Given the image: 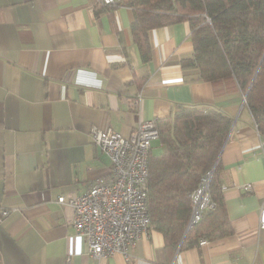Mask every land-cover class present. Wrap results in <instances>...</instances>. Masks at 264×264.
I'll list each match as a JSON object with an SVG mask.
<instances>
[{
  "label": "crops",
  "instance_id": "obj_1",
  "mask_svg": "<svg viewBox=\"0 0 264 264\" xmlns=\"http://www.w3.org/2000/svg\"><path fill=\"white\" fill-rule=\"evenodd\" d=\"M130 1L0 0V208L21 210L0 225V264H264V138L243 92H216L184 67L195 53L189 21L150 29L144 59ZM140 94L133 108L130 98ZM179 105L233 118L218 159L231 232L195 234V244L172 250L153 226L128 258L96 259L87 246L69 256L74 210L58 198L86 193L113 166L93 142V127L129 136L142 119L160 126ZM163 150L155 139L153 152Z\"/></svg>",
  "mask_w": 264,
  "mask_h": 264
},
{
  "label": "trees",
  "instance_id": "obj_2",
  "mask_svg": "<svg viewBox=\"0 0 264 264\" xmlns=\"http://www.w3.org/2000/svg\"><path fill=\"white\" fill-rule=\"evenodd\" d=\"M135 41L144 59L151 58L148 32L154 27L189 21L194 56L184 67L199 71L216 92L237 88L247 96L257 129L264 138V0H131ZM233 125L227 113L206 105H179L160 124L164 150L149 158L150 212L153 226L172 250L231 232L219 173L220 153ZM214 169L210 190L216 203L187 231L191 192ZM198 235H195L198 236Z\"/></svg>",
  "mask_w": 264,
  "mask_h": 264
},
{
  "label": "built area",
  "instance_id": "obj_3",
  "mask_svg": "<svg viewBox=\"0 0 264 264\" xmlns=\"http://www.w3.org/2000/svg\"><path fill=\"white\" fill-rule=\"evenodd\" d=\"M117 2L98 0V4L104 6H116ZM246 98L244 94L245 103ZM141 99V94L130 98L133 108ZM91 136L93 142L110 157L113 166L109 176L98 178L86 193L58 198L61 204H68L74 210L72 225L75 233L69 237L68 253L69 256L81 254L87 246V253L96 259L118 252L128 258L129 249L153 227L149 205V158L153 141L160 137V126L157 120L142 119L129 136L111 127L104 130L98 126L93 127ZM212 175V171L203 175L190 194L192 212L187 231L201 222L208 210L216 207L210 190ZM244 188L251 190L252 184H246ZM221 189H226V186H221ZM20 211L18 207L0 208V225ZM260 226L264 229V205ZM206 243L207 240H200V244Z\"/></svg>",
  "mask_w": 264,
  "mask_h": 264
},
{
  "label": "water",
  "instance_id": "obj_4",
  "mask_svg": "<svg viewBox=\"0 0 264 264\" xmlns=\"http://www.w3.org/2000/svg\"><path fill=\"white\" fill-rule=\"evenodd\" d=\"M245 96H246V95H245ZM246 97H247V96H246ZM215 167H216V164H215L214 168H212V170H211L212 172H214Z\"/></svg>",
  "mask_w": 264,
  "mask_h": 264
}]
</instances>
